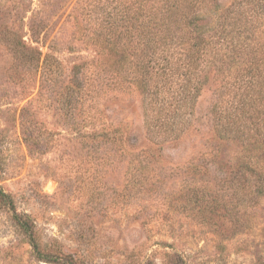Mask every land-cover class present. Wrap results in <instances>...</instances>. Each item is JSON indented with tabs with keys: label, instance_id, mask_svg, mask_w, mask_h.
Segmentation results:
<instances>
[{
	"label": "rangeland",
	"instance_id": "1",
	"mask_svg": "<svg viewBox=\"0 0 264 264\" xmlns=\"http://www.w3.org/2000/svg\"><path fill=\"white\" fill-rule=\"evenodd\" d=\"M234 1L218 0L222 8ZM118 2L0 0V193L12 201L0 195V264H61L34 251L17 224L25 217L34 240L81 264H264V154L254 150L259 142L216 136L205 122L220 89L211 75L182 117L178 145L155 151V161L134 159L122 142H81L66 123L72 114L82 125L84 99L132 131V152L161 147L146 134L152 110L142 86L124 82L105 105L79 91L76 66L90 64L92 88ZM250 159L257 171L243 173Z\"/></svg>",
	"mask_w": 264,
	"mask_h": 264
},
{
	"label": "trees",
	"instance_id": "2",
	"mask_svg": "<svg viewBox=\"0 0 264 264\" xmlns=\"http://www.w3.org/2000/svg\"><path fill=\"white\" fill-rule=\"evenodd\" d=\"M115 10L110 46L96 54L92 88L86 77L90 64L84 61L76 66L79 91L83 95L88 89L93 91L91 102L101 99L105 105L116 97L114 91L124 88V82L142 86L152 110L145 123L146 134L161 147L132 152L138 145L132 131L127 127L122 130L112 120L106 122L101 106H85L84 99L83 118L78 121L82 125L75 128L72 114L66 122L81 142H122L134 159L158 160L153 157L155 151L161 155L165 145H178L182 117L192 112L204 87L216 81L220 89L205 122L214 124L216 136L222 133L235 139L237 134L246 143L252 139L259 142L254 150L264 154V132L258 136L251 132L264 127V0H235L227 8L220 7L218 0H119ZM36 52L40 57V51ZM210 75L213 81H209ZM227 93V100H223ZM67 104H71L70 98ZM193 120L196 130L205 125L201 117ZM210 147L211 153L218 155V148ZM251 163L258 161L241 164L243 173L257 171ZM246 181L250 183L247 187H252L253 179ZM0 195L5 204L12 203L6 194ZM17 224L29 235L39 256L61 264L83 262L78 254L48 250L47 244L34 240V226L27 217L17 218Z\"/></svg>",
	"mask_w": 264,
	"mask_h": 264
}]
</instances>
